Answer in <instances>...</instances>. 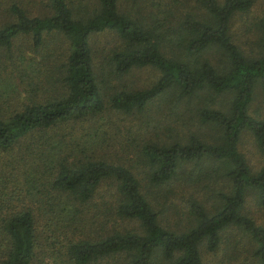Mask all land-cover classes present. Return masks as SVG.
Segmentation results:
<instances>
[{"label": "trees", "instance_id": "trees-1", "mask_svg": "<svg viewBox=\"0 0 264 264\" xmlns=\"http://www.w3.org/2000/svg\"><path fill=\"white\" fill-rule=\"evenodd\" d=\"M37 1L31 11L28 0H0L4 59L26 37L46 63L35 76L44 74L42 96L35 84L20 109L0 104V264H204L236 234L248 264H264V225L245 208L251 197L264 209V164L252 169L238 147L246 135L264 156V117L250 112L255 98L258 111L264 103V16L248 17L255 0ZM100 34L112 42L96 46ZM144 67L151 83H128ZM158 99L174 108L179 138L142 139L131 157L102 150L109 126L92 120L105 110L139 116L155 137L174 129L148 120ZM202 177L228 187L204 200L189 194L168 222L169 196ZM51 239L58 249L48 253Z\"/></svg>", "mask_w": 264, "mask_h": 264}, {"label": "rangeland", "instance_id": "rangeland-1", "mask_svg": "<svg viewBox=\"0 0 264 264\" xmlns=\"http://www.w3.org/2000/svg\"><path fill=\"white\" fill-rule=\"evenodd\" d=\"M37 4V0H28V6L31 11H35L38 9ZM259 16H264V0H255L254 6L248 13V17L253 20L255 18H258ZM234 24H237V21ZM110 40V34H100L95 38V45L100 46L103 44L106 47L108 46L107 44H110L112 42V40ZM11 49L12 54L8 56L7 59H4V56L0 52V60H5L4 63L0 65V104L5 103L7 106H9L8 110H18L23 104L27 103L28 97L33 96L32 93H30V90L31 87L35 86V84H37L36 91L38 92V96H42L40 86L42 83L41 79L44 77V74L39 73L37 75V80L35 79V76L37 69L39 71H43L44 69H46V63L40 62L41 59H39L37 55L32 54V50L29 47V40L26 37L16 39L14 42V46ZM17 52H21L24 58L17 59ZM12 65L14 66V69ZM126 78L129 80L128 83L131 82V84L134 86L144 87L150 84L151 81L155 78V72L153 69L148 67L139 68L131 71V73L126 76ZM30 82H33V84H30ZM255 99L258 100L257 98ZM255 101L253 103L252 109L250 110L251 114L257 116L258 114H260L264 117V103H262L259 99L261 104H259L260 110L258 111L255 108V105L257 104V101ZM170 105L171 103L165 107L163 99L155 100L154 104L147 112V114L149 115L148 120L152 123L161 122L159 125L163 127H167V125L169 124H171L172 126V123L169 122L173 118V115L169 114ZM170 109L174 111V108ZM108 120L110 121V123H108ZM162 121H166V123H163ZM144 122H146V120H144ZM144 122L140 121L139 116H125L120 113L115 114L109 110L103 111L92 120V123L96 126H109V128L110 126H117V130L110 131L108 128V131L104 132V145H102V150H106L107 152L118 151V156L121 155L122 150L126 156L131 157L132 148H134V146L138 144V142H140V140L142 139L150 138L154 140L155 138H163L164 143H167L174 141L182 134L180 133L182 132L180 128L172 126L174 129L168 128V131L164 132L163 135L161 129L158 128L155 131L157 135V137H155L151 135L150 132H147V126H144ZM82 125L83 124H81V126ZM83 126H85V124ZM192 128L193 127H191V129ZM113 131L116 132L115 137L111 134V132ZM199 131H203V129H200ZM203 137L205 139H208L206 138V134L204 133ZM117 141H120L121 143L119 144ZM238 147L239 150L244 154L247 163L252 169H257L262 164H264V156H261L257 153L252 145L251 139L248 136L244 135L242 137L240 145ZM12 151L13 153H18L19 151L21 153L23 151V146H21L20 144H16L12 147ZM21 178V170L15 172V181H20ZM178 183V181L175 182L176 185ZM16 186L20 189H23L21 183L16 184ZM227 187L228 184L223 179L202 177V180L194 188L188 187L184 188L183 190L176 188L175 193L172 196H169L168 201H166V208L163 210L164 217H166L167 221L170 223L175 222L177 218L176 215H178L177 210H180L179 206H182V204H184V200L187 199L189 194L191 193L194 194L197 199L204 200L209 196L210 193H212L216 189H225ZM106 188L107 185L102 184L99 189V191L103 193V196L107 194L105 193ZM154 197L159 202L160 200H162L159 198V196ZM250 198L251 197H249V200H247L245 203L247 212L250 216H252L256 223L264 225V209L257 207L255 203L250 200ZM93 203L99 204L100 200L97 198L94 199L91 203L88 204V206L82 209V212L84 214L85 211H87L88 213L92 212L91 204ZM171 204L175 205L173 207H170ZM104 221L107 220L105 219ZM40 224V229H42L43 222H41ZM85 226L86 225L84 223L83 227L81 229H78V234H80V232L85 229ZM95 226L96 225H92V228H94ZM48 242H50V244H48L45 248L46 252L50 253L58 249V245H54L56 243L55 240L51 239ZM234 242L235 246H233V248L227 249L224 247V244L221 243L219 245V249H217L215 252L207 253L204 257V264H236V262L239 261L241 262V264H248L249 251L245 243V238L241 234H236L233 239V243Z\"/></svg>", "mask_w": 264, "mask_h": 264}]
</instances>
